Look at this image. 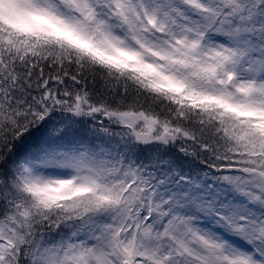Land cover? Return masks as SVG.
<instances>
[{
  "label": "snow or ice",
  "instance_id": "1",
  "mask_svg": "<svg viewBox=\"0 0 264 264\" xmlns=\"http://www.w3.org/2000/svg\"><path fill=\"white\" fill-rule=\"evenodd\" d=\"M0 264H264V0H0Z\"/></svg>",
  "mask_w": 264,
  "mask_h": 264
}]
</instances>
